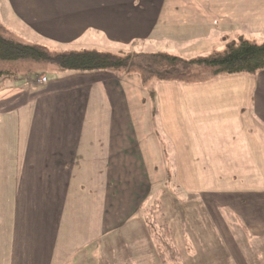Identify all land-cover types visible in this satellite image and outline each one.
<instances>
[{
	"label": "crops",
	"instance_id": "0c3cea01",
	"mask_svg": "<svg viewBox=\"0 0 264 264\" xmlns=\"http://www.w3.org/2000/svg\"><path fill=\"white\" fill-rule=\"evenodd\" d=\"M7 3L17 34L64 49L86 33L128 46L170 4L221 40L264 33V0ZM132 9L141 35L125 32ZM57 74L0 87V264H160L141 208L164 183L147 196L158 166L171 169L166 224L182 264H264V70L154 82L143 130L118 74Z\"/></svg>",
	"mask_w": 264,
	"mask_h": 264
},
{
	"label": "trees",
	"instance_id": "16d2710c",
	"mask_svg": "<svg viewBox=\"0 0 264 264\" xmlns=\"http://www.w3.org/2000/svg\"><path fill=\"white\" fill-rule=\"evenodd\" d=\"M13 32L0 21V87L8 82L28 78L30 63H45L56 66L58 73H127L132 66L131 55H120L100 50L54 51L42 44H27L13 36ZM140 45V41L132 46ZM150 66L144 72L155 82H177L181 84L202 83L216 76L254 75L264 70V42L257 43L252 37L237 36L228 40L225 48L213 51L206 57L191 60L167 54L144 55ZM155 70L156 74H153ZM203 75L198 79L199 75ZM167 169V168H166ZM170 171V169H169ZM169 174V175H168ZM170 177V173H167ZM167 180V183L170 182ZM143 203L144 223L153 239L160 264H182V256L174 245L169 226L157 222L151 206ZM153 216V217H152Z\"/></svg>",
	"mask_w": 264,
	"mask_h": 264
},
{
	"label": "rangeland",
	"instance_id": "374dc122",
	"mask_svg": "<svg viewBox=\"0 0 264 264\" xmlns=\"http://www.w3.org/2000/svg\"><path fill=\"white\" fill-rule=\"evenodd\" d=\"M43 1H56V0H43ZM63 1H70V0H63ZM114 1V0H110ZM126 1V0H121ZM131 1V0H130ZM139 1V0H137ZM145 1H153V0H145ZM168 2L174 1L179 2L181 0H166ZM199 1V0H197ZM8 0H0V21L3 22L7 27L14 33L13 36L18 38V40H21V42L27 43V44H33L36 42V44H42L44 46H47L48 48H52L54 51H60V50H68L62 48V44L54 43L51 40L42 39L40 37L37 38L36 34H26V33H20L17 34L16 31H14L12 27V20H14V15L12 11H10L8 7ZM135 8V7H134ZM200 9L202 7H199ZM168 15L166 17H161L158 21V23L154 26L152 30H148L144 32V36L136 37L133 39L128 46L124 43H116L115 41H111L110 39H106L105 36H103L101 33H89L85 34L84 38H77L75 40V45H73V49L80 50H100L103 52H110L114 54H120V55H131L133 57L132 59V66L129 69L128 74L127 73H117L120 77V79L123 80L124 86L127 87L132 94L130 96H127L129 104H130V110L132 112V119L133 124L136 130H143L146 125L150 123V125L153 128V124H151V121L148 122L144 121L143 119V112L142 110L146 109L147 115H149V108L151 109V104L153 103V97H154V79L150 78V75L148 76L147 72H144L145 69L149 68L150 63L149 60H146L144 55H153V54H167L174 57H181L185 60H191L198 57H206L209 54H211L213 51H220L223 48H225V44L229 39H219L218 35H214L212 33H217L216 29H209L207 28L204 30L201 25L198 24H192L191 23V16L189 9L187 8H179V7H172L168 6V8H165ZM165 9H162L163 11ZM133 10L131 11V18L132 20H128L124 29L125 32L141 35V29L143 27L144 21L142 19L137 17L135 14H133ZM192 10V8H190ZM178 11H182L180 15L177 14ZM193 12H196L197 10H192ZM118 17L115 15L113 18V21L117 23ZM112 22V21H111ZM111 25H114L111 23ZM246 25V24H245ZM118 27V26H116ZM135 30V31H134ZM255 34V33H254ZM134 36V35H133ZM252 38L257 43L264 42V33H258L252 36ZM234 39V38H233ZM44 40V41H43ZM51 42L53 45H51L49 42ZM140 41L141 44L137 46H132L133 42ZM88 47V48H85ZM145 69H144V68ZM26 69L29 70V76L27 79H42L44 78V74L46 76H51L52 74H57L59 69L56 66L45 64V63H30L26 65ZM60 74V73H59ZM153 74L155 73V70H153ZM58 75V74H57ZM198 79H201L203 75L197 74L194 75V77L198 76ZM236 76V75H233ZM129 77V78H128ZM218 77L216 76L212 79H207L208 81H212ZM141 83V84H140ZM142 85V86H141ZM143 91V93H142ZM151 93L150 97H145V94ZM137 96V97H135ZM143 97V98H141ZM153 114L154 110H152ZM148 119V118H147ZM158 123L157 120H154L153 122ZM161 135V134H160ZM162 136V135H161ZM164 139V138H163ZM163 142V141H162ZM166 145V142L164 143ZM149 146L145 147L148 149ZM165 158L169 155V151L164 150ZM146 155V153H144ZM149 154V153H148ZM150 157V155H148ZM154 153L151 154L153 156ZM155 168V167H154ZM149 172H151V179L147 186V196L149 195V188L156 186V182L159 179H162L164 177V183L157 185L158 190L153 187L152 194H150V197L146 199L144 203H148L145 207L151 206V208L154 211V217L157 222L166 223V218L171 217L172 209H173V196H172V184L169 182L167 183V180H170V177L167 175L169 173V168H161L158 166L157 172L155 173V170L152 168H148ZM171 170V169H170ZM164 172V173H163ZM156 175V176H155ZM180 196V195H179ZM182 196V195H181ZM182 198V197H181ZM190 203L189 200L185 201L184 207H187ZM144 211V209H143ZM153 217V216H152ZM101 258V257H100ZM100 264H106L105 262H101Z\"/></svg>",
	"mask_w": 264,
	"mask_h": 264
},
{
	"label": "built area",
	"instance_id": "2783aa9c",
	"mask_svg": "<svg viewBox=\"0 0 264 264\" xmlns=\"http://www.w3.org/2000/svg\"><path fill=\"white\" fill-rule=\"evenodd\" d=\"M40 82H46V78L44 77V78H42V79H40Z\"/></svg>",
	"mask_w": 264,
	"mask_h": 264
}]
</instances>
